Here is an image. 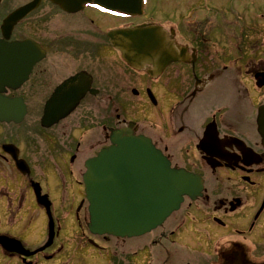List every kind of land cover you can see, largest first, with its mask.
<instances>
[{
  "label": "flooded vegetation",
  "instance_id": "flooded-vegetation-1",
  "mask_svg": "<svg viewBox=\"0 0 264 264\" xmlns=\"http://www.w3.org/2000/svg\"><path fill=\"white\" fill-rule=\"evenodd\" d=\"M11 1L0 0V264H264L260 0H194L177 20L155 0L132 14L40 0L4 39L8 15L35 0ZM139 26L161 27L180 59L130 66L110 34ZM122 128L201 180L131 238L91 232L84 180Z\"/></svg>",
  "mask_w": 264,
  "mask_h": 264
},
{
  "label": "water",
  "instance_id": "water-1",
  "mask_svg": "<svg viewBox=\"0 0 264 264\" xmlns=\"http://www.w3.org/2000/svg\"><path fill=\"white\" fill-rule=\"evenodd\" d=\"M68 1L73 2L72 8L94 2L106 9L131 14L143 5L142 0H57L66 9L64 3ZM39 2L35 0L8 15L3 25L4 39L10 38L17 22ZM110 38L124 60L136 69L151 63L161 71L167 64L180 59L179 52L173 49L159 26L121 29L111 32ZM258 122L264 137V104L260 107ZM86 167L84 180L89 202V228L98 235L143 236L179 210L186 195L194 199L201 190L198 176L172 167L170 160L150 138L136 135L131 128L113 130L110 145L90 158ZM47 213L51 218L50 207H47Z\"/></svg>",
  "mask_w": 264,
  "mask_h": 264
},
{
  "label": "rangeland",
  "instance_id": "rangeland-1",
  "mask_svg": "<svg viewBox=\"0 0 264 264\" xmlns=\"http://www.w3.org/2000/svg\"><path fill=\"white\" fill-rule=\"evenodd\" d=\"M11 2L13 4V0ZM16 2L14 4H16ZM191 2H196V1L194 0H155L156 9H158V12L156 11V15H159V16L168 15V16H171V18L173 17L174 20H177L179 8L183 13H188L192 11L186 6L188 5L189 7H192L190 5ZM153 4L154 2L150 0L151 7L149 9L152 11L154 10ZM260 13H264V0H260ZM253 20L255 19L250 18L248 21L249 23H251ZM260 27L264 30V17L260 18ZM17 34L19 35L20 33H17ZM42 215H43V212H42ZM68 262H69V259H64L62 262H57L56 264H69Z\"/></svg>",
  "mask_w": 264,
  "mask_h": 264
}]
</instances>
